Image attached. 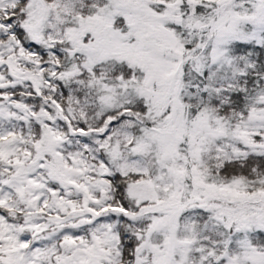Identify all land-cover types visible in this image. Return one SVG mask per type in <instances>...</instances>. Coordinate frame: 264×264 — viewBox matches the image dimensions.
<instances>
[{"label": "snow or ice", "instance_id": "snow-or-ice-1", "mask_svg": "<svg viewBox=\"0 0 264 264\" xmlns=\"http://www.w3.org/2000/svg\"><path fill=\"white\" fill-rule=\"evenodd\" d=\"M0 264H264V0H0Z\"/></svg>", "mask_w": 264, "mask_h": 264}]
</instances>
